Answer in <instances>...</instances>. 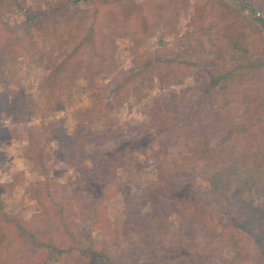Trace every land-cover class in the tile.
<instances>
[{
    "label": "rangeland",
    "instance_id": "1",
    "mask_svg": "<svg viewBox=\"0 0 264 264\" xmlns=\"http://www.w3.org/2000/svg\"><path fill=\"white\" fill-rule=\"evenodd\" d=\"M100 1H82L80 8L87 12L72 11L70 18L64 17L63 27L57 33H46V26H41L34 38L43 53L39 56L34 53L21 56L11 64L4 65L0 73V99L6 101L5 104L0 102V106L4 107L0 112V206L6 213L25 223L33 221L38 226L53 220L61 226L54 203L59 204V209L64 210L65 222L73 227L82 244L93 246L101 252L109 250L110 262L95 260L86 264H151L155 261L157 264H213L214 258L226 252V238L234 232L226 218L223 219L224 237L207 251V255L203 250H197L188 237L180 238L179 245L174 244L173 238L176 236L170 231H167L162 245L152 248L141 234L142 229L137 230L136 227L140 218L159 223L160 219L156 218L158 214H164L166 223L171 222L175 227L178 225L177 215L165 216L166 206L179 197L189 200L185 185L199 182L192 163L183 160L188 155L183 139L166 150L156 141L142 136L138 142L126 143L121 159L128 157V161L117 169L122 183L104 203V220L95 225L93 220L83 218L78 210L91 198L92 183L96 177V173L90 171L92 161L89 158L97 159L100 155L114 153L121 142L130 138V127L149 123L155 97L170 92L179 93L194 86L202 87L207 79L195 64L188 69L176 67L177 62H181L178 54L176 51L168 52L176 43L168 33L172 27L166 28L158 23L146 31V37H142L140 32L130 29L133 23L116 24L109 18V10L119 6L123 0ZM137 1L142 3L147 14H150L149 8L156 2L165 6V14L175 12L174 6H179L177 25L173 30L178 35L189 31L195 38L194 24L198 19L203 17L205 22L213 21V28L201 36L202 43H198L204 58L212 57V41L220 32L237 27L250 42L264 45V34L245 22V16L251 18L250 13L233 0ZM247 1L264 19L263 10L253 0ZM62 2L64 0H23L15 9L8 5V0H2L0 46L11 32L18 30L27 13H36L48 8V4ZM155 11L157 14V8ZM131 13L135 17V10ZM90 42H95L94 57L88 48ZM182 57L186 59L188 55ZM149 63L156 65L160 72L166 71L167 75L159 79L162 75L158 70L152 71L147 67ZM139 71L142 73L136 76L137 81L146 93L141 99H137L139 93L133 91V76ZM124 73H127L126 76ZM151 77L153 82L149 86L146 80ZM240 89V99L231 107L233 118L238 114L236 108L239 112L247 110L249 114L257 110L255 113L259 121L253 129L258 139H263L264 108H257V103L253 99L251 101L259 88L243 81ZM197 92L196 89L191 94L195 96ZM245 106L248 108L245 109ZM90 107L93 108L91 112L84 111ZM76 125L86 134L89 131L104 133L109 130L111 137L104 143L86 144L82 163L79 158L63 161L51 156L46 162L51 183L47 196L44 190L36 186L44 181L43 173L26 155L29 130L37 131L38 140L53 153L57 142L50 138V128L71 132ZM228 139L224 135L214 138L212 143L221 145ZM119 156L115 155L110 163L117 164ZM158 165L170 173L173 186L169 190L158 188L153 195L145 194V190L160 183L157 178ZM175 167L178 169L176 174ZM88 176L91 181L87 180ZM35 194H38V199H35ZM241 236L244 237L243 234ZM7 240L12 242L11 246L6 244ZM244 242L247 254H251L253 243L245 237ZM180 245L185 248H180ZM75 254L73 252L72 256L75 257ZM0 257L9 264H15V260L32 264L41 258L31 251V245L25 238L18 243L10 233L0 246ZM56 264H64L63 258Z\"/></svg>",
    "mask_w": 264,
    "mask_h": 264
},
{
    "label": "trees",
    "instance_id": "2",
    "mask_svg": "<svg viewBox=\"0 0 264 264\" xmlns=\"http://www.w3.org/2000/svg\"><path fill=\"white\" fill-rule=\"evenodd\" d=\"M22 1L8 0V5L16 9ZM82 1L84 0H64L59 4H48V8L36 13H27L18 30L11 32L0 46V73L4 65L11 64L21 56L42 54L34 38L35 32L42 28L41 26H46V33L61 31L64 17L70 18L73 15L72 11L83 14L87 12L84 8H80ZM253 2L264 12V0H253ZM155 5L152 4L149 8L150 14H147L144 13L141 2L123 0L119 6L109 10V18H112L116 24L133 23L130 29L133 32H140L142 37H146V31L158 23H162L166 28L172 27L168 33L176 40V43L168 49V52L176 51L178 54L177 58L182 63L177 62L176 67L183 66L188 69L195 64L203 76L206 75V83L202 87L194 86L179 93L170 92L161 97H155L150 109L149 123L130 127V138L121 142L114 153L100 155L97 159L90 157L92 161L90 171L96 173V177L92 183L91 198L80 205L78 210L83 218L93 220L95 225L104 220V203L118 191L122 183V177L117 169L128 161V157L121 159V155L125 154L126 143L138 142L142 136L156 141L162 149L166 150L168 146H173L179 139H183L188 152L183 160L192 163L199 182H190L185 185L189 200L179 197L166 206L165 216L177 215L178 225L175 227L171 222L166 223L167 218L163 220L164 214H158L156 218L160 219L159 223L155 224L149 222V219L140 218L136 222L137 230L142 229L141 234L147 238L152 248L162 245L167 231H170L176 236L173 238L174 244L179 245L180 238L188 237L196 245L197 250H203L204 255H207V251L224 237L223 219L226 218L234 232L226 238V252L214 258L213 264H264V137L258 139L253 129L259 121L255 113L257 110L249 114L247 110L239 112L236 108L238 114L233 118L231 109L240 99L242 92L240 83L243 81L259 88V92L251 98V101L254 100L257 103V108H264V45L258 46L250 42L244 36V32L237 27L220 32L212 41V57L204 58L198 43H202L200 37L210 32L214 22H205V18L201 17L194 24L195 38L189 31L178 35L173 30L177 25L179 6H174L175 12L165 14V6L157 2ZM133 10L136 13L135 17H132ZM245 22L258 33L264 34V26L260 22L248 16H245ZM94 43L90 42L88 46L93 57L96 55ZM186 54L188 58L182 59V55ZM147 67H150L152 71L158 70L162 75L158 77L159 79L167 75L166 71L160 72L156 65L149 63ZM141 73L139 71L133 76L135 82L133 91L139 93L137 99L146 95L136 77L141 76ZM126 74L124 73L125 76ZM146 81L149 86H152L153 77ZM196 89L198 92L194 96L191 92ZM244 94L252 97L248 93ZM0 102L6 103L3 99H0ZM245 107V109L248 108V106ZM3 109L1 105L0 112ZM92 110L93 108L90 107L84 111L88 113ZM245 121L249 123L246 124ZM78 125L81 123L78 122ZM78 125L71 132L50 128V138L57 142V148L53 153L46 150L45 144L38 140L37 131L29 130L26 155L43 173L44 181L36 186L44 190L47 196L51 183L46 162L51 156L63 161L79 158V162L82 163L86 144L104 143L111 137L112 132L109 130L104 133L89 131L86 134ZM224 135L229 138L225 144L212 143L214 138ZM115 155H120L118 157L120 160L117 164L110 163ZM175 169L176 174L178 169L176 167ZM158 170L157 178L160 183L150 190H145V194L153 195L158 188L169 190L173 186L170 173L163 170L161 165H158ZM86 178L90 180L89 176ZM173 193L175 194V191ZM37 195H34L35 199H38ZM54 205L58 210V222L61 226L53 220L38 226L33 221L25 223L6 213L0 206V246L10 233L11 238L16 239L18 243L25 238L31 245V251L41 257L39 261L32 264H56L62 258L64 264L82 262L86 264L95 260L110 262L109 250L105 249V252H101L93 246L82 244L73 227L65 222L64 210L59 209V204L54 203ZM233 210H235L234 213ZM240 234L253 243L254 249L251 254H247L244 237ZM11 243L10 240L6 241L9 246ZM180 248L185 247L180 245ZM73 252L76 253L75 257L72 256ZM15 261V264H24L21 261ZM0 264L9 263L0 257ZM151 264H157V262Z\"/></svg>",
    "mask_w": 264,
    "mask_h": 264
},
{
    "label": "water",
    "instance_id": "3",
    "mask_svg": "<svg viewBox=\"0 0 264 264\" xmlns=\"http://www.w3.org/2000/svg\"><path fill=\"white\" fill-rule=\"evenodd\" d=\"M240 7H242L246 12L250 13L253 20L260 22L264 26V19L256 12L255 7L247 0H233Z\"/></svg>",
    "mask_w": 264,
    "mask_h": 264
}]
</instances>
